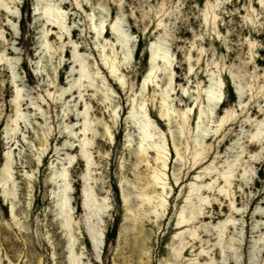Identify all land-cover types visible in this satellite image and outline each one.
I'll list each match as a JSON object with an SVG mask.
<instances>
[{"label":"rangeland","instance_id":"374dc122","mask_svg":"<svg viewBox=\"0 0 264 264\" xmlns=\"http://www.w3.org/2000/svg\"><path fill=\"white\" fill-rule=\"evenodd\" d=\"M4 2L9 9L0 6V54L9 61H0V170L10 151L14 194L7 195L0 186V264H70L69 234L60 222L56 200L59 180L52 173L67 165V155L73 154L75 160L68 164L70 233L82 264H264V131L259 139L249 138L255 123L264 119V1ZM45 2L61 8L63 26L43 13ZM116 25L132 56H124L113 29ZM44 34L49 48L43 44ZM159 41L168 50L169 63L157 58L143 88L149 49ZM74 48L92 74V80H84L80 87L82 96L78 87L69 88L78 77ZM104 53L116 58L120 65L116 75L123 74V80L110 73L102 60ZM213 77L222 80L219 105L207 100ZM16 86L22 91L19 103L24 118L11 133ZM142 101L168 149L165 188L147 189L166 197L165 207H157L159 213L144 212L149 205L140 203L134 187L139 175L143 184L150 179L151 167L160 166L153 153L148 165L137 163L140 136L131 112ZM85 103L93 160L88 182L96 198L101 202L105 198L108 204L91 220L102 232L97 248L89 235L82 195L86 162L79 142ZM163 107L193 108L184 132L178 113L161 116ZM227 108L236 111L233 120L215 133ZM174 145L182 157L176 155ZM195 146L202 157L193 163ZM241 150V165L226 196L219 191L224 182L218 171L207 173L205 167L222 170ZM243 166L251 170L242 176ZM194 182H212L211 188L199 191L209 202L202 204L197 217L177 226L180 213L188 215L189 205L198 204ZM127 207L133 212L139 208L142 215L136 222ZM229 216L235 221L227 225L220 249L214 225ZM190 227L198 237L189 235ZM180 238L185 246L178 256Z\"/></svg>","mask_w":264,"mask_h":264},{"label":"bare ground","instance_id":"6f19581e","mask_svg":"<svg viewBox=\"0 0 264 264\" xmlns=\"http://www.w3.org/2000/svg\"><path fill=\"white\" fill-rule=\"evenodd\" d=\"M260 1H262V0H260ZM0 6H3L4 8L9 9V7L7 6L6 2H4V0H0ZM57 6L53 5L52 3L50 4L49 2H45L41 8H42L43 13L47 17H49V19L52 22H55L59 26H63V21H64L65 17H64L63 12L61 11V8H59ZM206 7H207V4H206ZM210 7H211V9L213 8V6H210ZM211 13H213V16L216 17L217 14L215 13V11L212 10ZM204 20H207V12L204 13ZM117 22H119V21H117ZM113 29L115 32L118 33V35L116 34L118 37L117 39H118V41L121 45V48L124 52V56L125 57L132 56V51L127 45V39L124 36V34L122 33V31L120 30L121 28H119V26L116 25L113 27ZM102 30H103L102 32H104L105 28L102 27ZM107 32L108 31L105 30V33H107ZM0 36H2L1 32H0ZM43 37H44V39H43L44 40V43H43L44 46L46 48H49L50 44H48V39L46 37V34H44ZM43 44H42V46H43ZM77 49L74 48L73 57H74V60L76 62H78V71H77L78 77L76 79L74 78L75 80L70 83L69 88H72L74 86L78 87L79 88V95L82 96L81 91H80V87L83 85L84 80H88V81L92 80V74L88 71V69L86 67L85 60L83 57H81V55L79 54ZM198 49H199V47H198ZM149 51H150V54H149L150 67H149V71H148L147 75L144 77L143 88H146V85H148L147 82L149 80H151L152 74L154 73V62L157 58H159V62L162 61L163 63H169V60L166 57L168 55V50L164 46L163 42L159 41V42L153 43L151 45ZM1 60L9 61V59H7V56L4 53L0 54V61ZM102 60L106 65H108L110 73H112L113 75H116V73L119 71V66H120V65L118 66V62L116 61V58L115 57L113 58L110 55L104 53ZM117 77L119 79L123 80V74H122V76L120 75ZM211 80H213L212 84L206 90L207 100L213 105H217V104L219 105L221 102V97H222V90H221L222 80L220 77H218V79H216V78L214 79V77H213V78H211ZM65 91L66 90H63V92H65ZM21 92H22L21 88L16 86L15 91H14V100L16 102V108H15V117L13 119L14 126L10 130L11 133H15V131L17 130L18 120L24 118V114L20 109V103H19V100L23 96L21 94ZM240 94H239V96H240ZM165 103H166V101L164 100L163 105ZM88 109H89L88 105L85 103L84 111H83V119L84 120H83V123L81 125L82 127L80 128V130L82 132V139L79 142V147H80L79 151H80V156L82 158H84L85 162H86V169H85V172L83 174L84 181L86 182V184L84 185V188L82 189L83 190V194H82L83 195V205L88 210L87 213L85 212L86 213L85 218L87 219V222H88L87 227L89 229V233H90L89 235L91 238L92 245H93V247L97 248L99 243L101 242L102 232L97 229V227L95 226V223H93L91 220L94 216L100 215L99 213H101L104 210L103 208H106L108 206V204L105 202L106 201L105 198L103 199L102 202H101V200L99 201L96 198V195L93 191V188H92V186H90V184L88 182L91 178V171H92L91 165L93 162L89 148H88L89 144L91 143L90 138L87 135V132L91 129V121L87 117L88 116ZM192 109H191V107H187L186 110H184V109L177 110L174 108L168 109V108L163 107V109H161L160 113H161V116L178 113V115L182 121L181 127H182V131H183L185 123L188 120L187 118L189 117L188 112L192 111ZM235 113H236V111L233 108H227L225 110V113L217 120V125H216V128L214 129L215 133L221 127H223L224 124L229 122L234 117ZM131 117L133 119L134 124L138 128L139 136H140V142H139V146H138V149L136 152L137 163L144 162L145 165H148L149 161H150L149 160V156L151 155L150 153H153V156H151V157H153V159L156 162L160 161V166L158 165V163H156L155 166L151 167L152 171H150L151 172L150 179L147 178V180L144 181L143 184L140 183L143 180L140 177V175L137 177L138 184L134 185V187L137 189L136 195L139 198V201L141 204H148L149 205L148 209L144 210V212L159 213L158 208L159 207L160 208L165 207L166 197L164 196L163 192H160L156 195H152V193L150 194L147 191V189L149 188V186H153L154 188H156L157 185H162V188H165L164 183H162V182L164 181V176L166 175V173L163 171V169L166 168L167 164H168L167 163L168 149H167L166 139L162 133H158L154 130L153 122L150 120V118L148 116L144 101L139 103L138 108H133V110L131 112ZM255 125H256L255 130L253 132L249 133L250 134L249 138H251V140L261 138V135L264 131V128H263L264 119L258 121L257 124L255 123ZM74 133L76 135V132H74ZM263 135H264V133H263ZM262 137H264V136H262ZM197 147L195 146L194 151L192 153L193 163H196L202 157L201 156L202 151ZM174 148L176 151V155H178V157H182L181 152L177 148V146L174 145ZM203 152H204V150H203ZM10 153H11L10 151L6 152L5 162H4L3 167L0 170V186H2L3 191L7 195H13L14 194V179H13V175H12V162H11ZM241 154H242V150H241V152H238V154H236V156L232 160L228 161L226 163V167H224L222 170H218L217 167H215V166H206L205 167V170L207 171V173H211L212 171H216V172L218 171V173L220 174V176L222 177L223 182H224L222 185L219 184V191L226 196L231 194L230 186H231L232 181H233L232 178H234V176H235L234 173L236 172L237 167L239 165H241V163H240ZM253 157H251V159H253ZM74 160H75L74 154L73 155H67V165H62L61 168L55 169V171H53V173H52V178L55 180L56 179L59 180L58 187H57L58 190H57V199L56 200H57V206H58V214L61 217L60 222H61L62 226L65 228L64 230L69 234V240H68L69 263L70 264H80L81 263V257H80V254L75 252L74 249L72 248V234L70 233V226L72 224L71 223L72 218L70 216L71 214H69V210H70L69 190H70L71 186H70V182L68 180V164L70 165L71 163H73ZM241 170H242L241 174L243 176V175H246L251 169H250V166L249 167L243 166ZM213 182H217V179L214 178ZM211 185H212V182H208L206 184H201V185L196 184L195 182L192 184V191L196 192L198 204L192 203L191 206L189 205L190 208L188 211V215L184 213L185 211L184 212L182 211L180 213V217L178 218V220L176 222L177 226H181L184 223L185 224L189 223L190 219L194 217V215L197 213V211L199 212L201 210L202 204L205 202H207V203L209 202L208 196L207 195L203 196V194L200 193L201 192L200 189L203 187H207L209 189V188H211ZM154 200H157V201L155 202ZM229 200H230V205L234 206V201L231 198H229ZM127 209L129 211H131L132 213H134L133 221H135V222L138 219V217L140 215H142L140 213L139 208L134 209V212L129 207H127ZM11 213L13 215V206L11 209ZM195 216L197 217V214ZM99 221H100V219H99ZM234 221H235V219L233 217L229 216V218H226L225 220L220 221L219 223L214 225V227L217 229V235H218L217 243L221 246L220 249H223L222 236L224 235V232L227 229V225L229 223L234 222ZM133 228H137V227L134 226ZM188 231H189V235L192 236L193 238L198 237V233H197V230L195 228L190 227V230H188ZM178 240H179L178 241L179 247L175 250H176L177 255L179 256L181 254V251L183 250L185 244H184L183 238H180ZM202 251H205L204 248H202ZM189 263H191V262H189ZM168 264H170V263H168ZM203 264H212V261L207 262V263H203Z\"/></svg>","mask_w":264,"mask_h":264}]
</instances>
